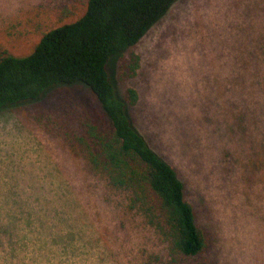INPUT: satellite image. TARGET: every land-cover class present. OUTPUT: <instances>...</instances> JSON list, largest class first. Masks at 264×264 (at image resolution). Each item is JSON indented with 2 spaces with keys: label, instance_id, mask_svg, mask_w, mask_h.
Wrapping results in <instances>:
<instances>
[{
  "label": "rangeland",
  "instance_id": "obj_1",
  "mask_svg": "<svg viewBox=\"0 0 264 264\" xmlns=\"http://www.w3.org/2000/svg\"><path fill=\"white\" fill-rule=\"evenodd\" d=\"M84 3L0 0V46L27 54L43 31L74 20ZM261 32L264 0H175L137 43L108 61L118 95L124 97L127 87L136 91V103L127 108L133 126L183 182L206 238V264H264V178L250 164L258 148L235 130L231 109L248 69L240 57ZM131 53L138 57L133 71L127 67ZM53 106L65 109L62 117L84 115L108 126L81 84L0 110V199L8 189L11 198L42 202L52 183L63 199L82 198L79 161L34 120L59 110Z\"/></svg>",
  "mask_w": 264,
  "mask_h": 264
},
{
  "label": "trees",
  "instance_id": "obj_2",
  "mask_svg": "<svg viewBox=\"0 0 264 264\" xmlns=\"http://www.w3.org/2000/svg\"><path fill=\"white\" fill-rule=\"evenodd\" d=\"M173 1L85 0L78 17L43 31L27 54L0 46V110L81 84L108 120L101 127L84 115L62 117L60 106L35 116L79 161L82 198L63 199L53 183L42 202L11 198L5 189L0 264H101L109 258L112 264H206V238L183 182L133 126L127 108L136 103V91L127 87L121 97L109 74V59L137 43ZM253 41L240 57L248 69L231 109L235 130L258 148L250 164L264 178V32ZM127 62L133 71L137 55Z\"/></svg>",
  "mask_w": 264,
  "mask_h": 264
}]
</instances>
